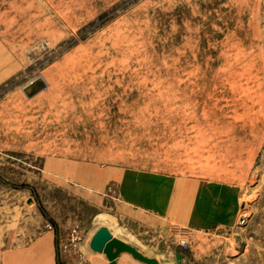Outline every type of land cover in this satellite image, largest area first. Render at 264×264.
Here are the masks:
<instances>
[{"label": "rangeland", "instance_id": "374dc122", "mask_svg": "<svg viewBox=\"0 0 264 264\" xmlns=\"http://www.w3.org/2000/svg\"><path fill=\"white\" fill-rule=\"evenodd\" d=\"M100 226L160 264H264V0H0V264L42 236L108 264Z\"/></svg>", "mask_w": 264, "mask_h": 264}, {"label": "bare ground", "instance_id": "6f19581e", "mask_svg": "<svg viewBox=\"0 0 264 264\" xmlns=\"http://www.w3.org/2000/svg\"><path fill=\"white\" fill-rule=\"evenodd\" d=\"M59 1V0H58ZM89 1H91V0H89ZM188 1V0H187ZM56 2V1H55ZM68 2V1H67ZM71 2H72V0H71ZM78 2V1H77ZM58 3V2H57ZM63 3V2H62ZM66 3V2H65ZM74 3V2H73ZM80 3H82V2H80ZM95 3V2H94ZM97 3V2H96ZM197 3H198V1H197ZM75 4V3H74ZM74 4H72V6L74 5ZM102 4V3H101ZM242 4V3H241ZM71 5V4H70ZM88 5H89V3H88ZM93 5V4H92ZM55 6V5H54ZM58 6H60V4L58 5ZM76 6V5H75ZM84 6V5H83ZM190 6V5H189ZM194 6H196V5H194ZM71 7V6H70ZM95 7V6H94ZM98 7V6H97ZM68 8V7H67ZM66 8V9H67ZM79 8H80V6H79ZM92 8V7H91ZM96 8V7H95ZM65 9V10H66ZM69 9V8H68ZM97 9V8H96ZM99 9V8H98ZM71 10V9H70ZM75 10V9H74ZM81 10V9H80ZM88 10H90V9H88ZM73 11V10H72ZM91 11V10H90ZM94 11V10H93ZM59 12H60V10H59ZM67 12V11H66ZM65 13V12H64ZM73 13V12H72ZM69 14V13H68ZM206 14V13H205ZM72 15H74V14H71V16ZM62 17H63V15H62ZM64 18V17H63ZM72 18V17H71ZM71 18H69V20L71 19ZM65 20H67V18H65ZM189 20V19H188ZM191 20V19H190ZM197 20V19H196ZM248 20V19H247ZM68 22V21H67ZM69 23V22H68ZM132 24V23H131ZM130 24V25H131ZM192 25V24H191ZM132 27V26H131ZM254 27V26H253ZM251 29V28H250ZM130 30V29H129ZM186 30V29H185ZM183 33H185V32H183ZM129 34H131V33H129ZM184 35H186V34H184ZM118 36V35H117ZM188 36H189V34H188ZM106 37H108V36H106ZM106 37H104V38H106ZM187 37V36H186ZM103 38V39H104ZM102 39V38H101ZM114 39V38H113ZM184 39H186V38H183L182 39V41H184ZM192 39V38H191ZM185 43V42H184ZM107 46V45H106ZM127 48V47H126ZM114 50V49H113ZM128 51V50H127ZM190 52V51H189ZM97 53V52H96ZM119 53V52H118ZM87 54V53H86ZM95 54V53H94ZM236 54V53H235ZM87 55H89V54H87ZM91 55V54H90ZM93 55V54H92ZM93 58V57H92ZM91 58V59H92ZM110 59V58H109ZM113 59V58H112ZM126 59V58H125ZM135 59V58H134ZM64 60H67V59H64ZM79 60V59H78ZM95 60V59H94ZM62 61V60H61ZM61 61H59V62H61ZM69 61V60H68ZM84 62H86L87 60L86 59H84L83 60ZM110 61V60H109ZM71 62H72V60H71ZM98 62H99V60H98ZM125 62V61H124ZM62 63V62H61ZM61 63H60V66H61ZM97 63V62H96ZM119 63V62H118ZM71 64V63H70ZM75 64V62H72V64H71V66H70V77H74V76H76V75H78V79H75V77H74V79L75 80H69V83H67L66 85H65V89L66 90H68V92H66V96L64 97V99H65V102L63 103L64 105H63V108L66 110V112H70V113H72V116H73V113L75 112V110L77 109V105H76V103H75V99H74V97H73V91H72V89L73 88H76L78 85H80V86H84V84H85V81L83 80V78H82V76H83V74H85L86 73V71H84L83 70V73H82V69L84 68V66L85 65H83L82 63H78L77 65H74ZM100 64V63H99ZM104 64V63H103ZM64 65H66V63L64 64ZM105 65V64H104ZM109 65V64H108ZM75 66H78V68H76L75 69ZM103 67H106V66H103ZM113 67H114V65H113ZM118 67V66H117ZM62 68V67H61ZM65 69H66V67H65ZM65 69H64V71H65ZM68 69V68H67ZM107 69V68H106ZM63 70V69H62ZM136 70V69H135ZM180 70V69H179ZM80 71V72H79ZM181 71V70H180ZM63 72V71H62ZM66 72H67V70H66ZM112 72V71H111ZM110 71H109V73H111ZM73 73V74H72ZM181 73V72H180ZM62 74V73H61ZM106 76H107V74H106ZM118 77V76H117ZM121 77V76H120ZM43 79H44V76H43ZM57 81V80H56ZM66 81H67V79H66ZM184 81V80H183ZM30 82V81H29ZM28 82V83H29ZM116 83H117V81H115ZM27 83V84H28ZM103 83V82H102ZM101 83V84H102ZM183 83V82H182ZM187 83V82H186ZM192 83V82H191ZM120 84V83H119ZM108 85V84H107ZM121 85V84H120ZM119 85V86H120ZM209 86V85H208ZM121 87V86H120ZM125 89V88H124ZM83 90V89H82ZM122 90V89H121ZM119 91V90H118ZM84 92H86V91H84ZM179 92V91H178ZM114 93V92H113ZM176 93V92H175ZM194 93V92H193ZM186 94V93H185ZM190 94V93H189ZM127 95V94H126ZM57 96H58V94H57ZM179 96V95H178ZM177 96V97H178ZM186 96V95H185ZM188 97H189V95H188ZM58 97H53V98H49L47 101H48V103L46 104V105H50V106H52L51 104H55V102L59 99H57ZM88 98V97H87ZM115 98V97H114ZM172 98V97H171ZM185 98V97H184ZM120 99V98H119ZM179 99V98H178ZM181 99H183V98H181ZM213 99V98H212ZM112 100V99H111ZM110 100V101H111ZM197 100V99H196ZM195 100V101H196ZM215 100V99H214ZM198 101V100H197ZM177 102V101H176ZM182 102H183V100H182ZM182 102H180V103H182ZM82 103V102H81ZM177 104V103H176ZM188 104H190V103H188ZM210 104V103H209ZM45 105V104H44ZM178 105H179V103H178ZM191 105V104H190ZM62 106V105H61ZM106 106H107V104H106ZM172 106V105H171ZM183 106V105H182ZM196 106V105H195ZM194 106V107H195ZM48 107V106H47ZM188 107V106H187ZM51 109H52V107H50ZM80 108L82 109V108H84V105L83 104H81L80 105ZM181 108V107H180ZM178 109V108H177ZM196 109V108H195ZM83 110V109H82ZM90 110V109H89ZM185 110H187L186 108H185ZM188 111V110H187ZM189 111H190V109H189ZM193 111V110H192ZM150 112V111H149ZM174 112V111H173ZM184 112V111H183ZM182 112V113H183ZM186 112V111H185ZM191 112V111H190ZM197 112V111H196ZM123 113V112H122ZM137 113V112H136ZM187 113H189V112H187ZM193 113H195V112H193ZM157 114V113H156ZM172 114V113H171ZM181 114V113H180ZM78 115V114H77ZM186 115V114H185ZM199 115V114H198ZM144 117V116H143ZM184 117V116H183ZM190 118H189V120H192V129H193V133H191L192 135H191V137H192V143H194L195 145H199V144H201V135H202V133L204 132V131H206V129L203 131V128H204V126H201V123L199 122V119L197 118V116H196V114H192V115H190L189 116ZM201 117V116H200ZM135 118V117H134ZM201 119H202V117H201ZM119 120V119H118ZM183 120H185V119H183ZM203 123H204V121H203ZM110 124V123H109ZM188 124V123H187ZM190 125H191V123H190ZM147 126V125H146ZM188 126V125H187ZM186 130H188L187 128H186ZM171 132V135L173 134L172 132H173V130H171L170 131ZM185 134H187V133H185ZM162 135V134H161ZM180 135H182V134H180ZM117 136V135H116ZM178 139V138H177ZM183 141V140H182ZM162 147V146H161ZM110 148V147H109ZM186 148V147H185ZM193 148V147H192ZM195 148V147H194ZM188 150V149H187ZM198 150H200L199 148H198ZM181 152V151H180ZM194 152V154H195V151H193ZM182 154H184V153H182ZM202 154V153H201ZM188 155V154H187ZM189 155H190V153H189ZM178 156H179V154H178ZM182 156V155H181ZM223 156H225V155H223ZM186 158V157H185ZM188 158V157H187ZM228 158H230V157H228ZM180 159V158H179ZM191 160V159H190ZM202 161V160H201ZM201 161H199V163L201 162ZM226 161H227V159H226ZM230 161V160H229ZM207 163V162H206ZM227 164H229L228 162H226ZM193 164V163H192ZM233 164V163H232ZM178 166H176V168H177ZM183 174H184V172H183ZM185 175V174H184ZM188 178H189V176H188ZM192 178H193V176H192ZM152 179V178H151ZM162 182V181H161ZM158 183H159V177H155L154 179H153V181H152V185H154V187L155 188H157V189H159L158 188ZM160 186H163L162 184H160ZM159 186V187H160ZM164 188V186L162 187V189ZM175 195V194H174ZM153 198V200L155 201L156 200V202H159L160 201V199L162 198V195H156V196H154V197H152ZM178 228V227H177ZM108 229V228H107ZM110 232V231H109ZM124 232L125 231H119V232H117V233H115L114 234V236L113 237H120V238H122V236H123V238L124 239H121V240H123V241H125L126 243H128V244H130V245H132L133 247H135L138 251H140L141 253H143L144 255H146V256H148V257H150V255H148L147 253H145L143 250H141V249H139V248H137L134 244H132L129 240L130 239H127L126 237H124ZM111 234V233H110ZM121 235V236H120ZM135 243V242H134ZM141 247V246H140ZM128 253V252H127ZM175 254V253H174ZM174 254H173V256H174ZM162 257V256H161ZM183 259H185V258H183ZM116 261H117V264H140L139 262H135V261H132V259L131 258H129L128 256H120L119 258H118V260L116 259ZM143 263V262H142ZM109 264V263H108ZM145 264V263H144ZM160 264V263H159ZM163 264H168V261L166 260V261H164V263Z\"/></svg>", "mask_w": 264, "mask_h": 264}, {"label": "water", "instance_id": "95a60500", "mask_svg": "<svg viewBox=\"0 0 264 264\" xmlns=\"http://www.w3.org/2000/svg\"><path fill=\"white\" fill-rule=\"evenodd\" d=\"M45 87V81L38 77L26 84L22 91L27 97H31ZM89 247L93 251L103 252L109 264H117L116 259L122 252H128L135 259L145 264H159L156 259L144 255L132 245L117 237H113L106 226H100L96 229L90 238ZM174 258L177 264H181L185 255L182 252H176ZM185 264L189 263L186 262Z\"/></svg>", "mask_w": 264, "mask_h": 264}, {"label": "crops", "instance_id": "0c3cea01", "mask_svg": "<svg viewBox=\"0 0 264 264\" xmlns=\"http://www.w3.org/2000/svg\"><path fill=\"white\" fill-rule=\"evenodd\" d=\"M5 259L4 264H59L50 240L43 236L34 238L29 248L20 247L6 253Z\"/></svg>", "mask_w": 264, "mask_h": 264}, {"label": "built area", "instance_id": "2783aa9c", "mask_svg": "<svg viewBox=\"0 0 264 264\" xmlns=\"http://www.w3.org/2000/svg\"><path fill=\"white\" fill-rule=\"evenodd\" d=\"M182 232L184 233L185 236H187L188 233H189V231H188L187 229H182ZM180 244H181V246H182L183 248L188 247V240H187V238L182 239V241H181Z\"/></svg>", "mask_w": 264, "mask_h": 264}]
</instances>
